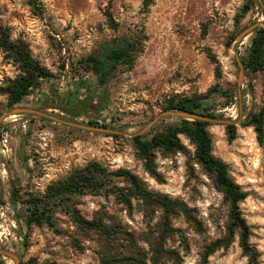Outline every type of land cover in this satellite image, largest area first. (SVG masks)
<instances>
[{"label": "rangeland", "instance_id": "1", "mask_svg": "<svg viewBox=\"0 0 264 264\" xmlns=\"http://www.w3.org/2000/svg\"><path fill=\"white\" fill-rule=\"evenodd\" d=\"M250 0H0V23L8 28L13 42H24L32 57L47 68L53 78L17 107L42 111L70 119L62 107L71 102L75 85L96 78L85 73L79 62L97 54L115 38L137 34L145 37L143 51L134 68L120 67L105 91L108 100L101 118L93 114L75 119L128 135L139 133L164 112L173 97L204 96L216 85L222 91L237 88L238 65L229 44L236 35L235 19ZM252 8L243 26L264 23V9ZM264 3V1H263ZM110 15L118 30L113 31ZM250 38L238 46L246 54ZM220 62L223 77L217 80L208 54ZM20 75L0 50V118L11 112L8 97L1 90L7 81ZM264 78L257 76L256 96L245 78L242 98L229 108L215 97L214 112L220 118L241 120V125L261 104ZM238 93V91H237ZM181 119L164 117L143 134L150 139L157 131L179 124ZM213 154L229 167L232 179L248 194L240 210L251 228V246L258 252L257 264H264V145L253 128L237 127V138L228 141L226 128L210 125ZM114 136V135H111ZM55 124L31 115L10 116L0 125V248L14 252L23 264H101L104 255L127 257L130 249L146 255L151 264L158 243L163 255L160 264H200L203 251L226 236L229 206L213 180L194 159V147L181 136L183 151L155 154L156 177L147 172L132 137H111ZM98 163L112 175V187L100 194L75 199L74 209L87 222L102 221L109 234L79 228L63 211L55 213V227H20L17 218L25 209H14L12 191L20 201L29 195H43L53 183L73 172ZM125 171L136 176L145 191L182 204L192 221L183 214L168 221L155 205L131 197L130 207L121 202L131 194L128 183L115 174ZM111 177V176H110ZM116 187V188H115ZM20 207V206H19ZM2 264H14L2 258ZM239 245V235L227 250L210 256L208 264H248Z\"/></svg>", "mask_w": 264, "mask_h": 264}, {"label": "trees", "instance_id": "2", "mask_svg": "<svg viewBox=\"0 0 264 264\" xmlns=\"http://www.w3.org/2000/svg\"><path fill=\"white\" fill-rule=\"evenodd\" d=\"M256 4L258 5L256 0H250L244 5L240 15L235 19L237 33L229 44H234L238 35L249 27L243 26L242 21L245 20ZM108 21L110 28L113 31H117L118 25L114 23L110 15H108ZM144 41L145 37L137 34L124 38H115L112 40V46L103 45L97 54L90 55L79 62L80 68L85 73H91L96 78V82L88 84L82 81L75 85V96L71 102L66 103L62 107V112L70 116V119L66 120L75 122L78 117L87 116L89 113L97 118L102 117L103 110L108 102L105 91L110 80L120 67H125L128 71L134 68L138 55L143 51ZM0 50L18 66L20 71V75L14 80L7 81L6 86L1 90L8 97V106L11 109H15L26 98L39 90L43 81L53 78V75L32 57L28 46L24 42L11 41L9 29L4 28L1 23ZM208 56L215 66L216 79L221 80L223 73L220 62L215 55L209 53ZM240 60L244 67L245 78L249 80L248 90L252 95L256 96L254 81L259 75L264 78V28L255 31L250 38L246 54L241 56ZM261 90L260 107L252 112L241 125L242 128L254 129L260 146L264 145V81ZM237 91V88H233L224 92L218 84L204 96H173L165 102L164 112L180 111L196 113L209 118H220L221 116L216 115L212 108L215 105V97L225 100L221 107L226 109L236 103L238 99ZM58 117L65 119L62 116ZM32 118L40 119L37 116H32ZM90 125L100 127L96 119H93ZM209 126L210 124L206 122L181 119L179 124L168 126L159 132L157 131L150 139L139 136L133 138L132 141L138 156L145 163L147 172L156 177L155 154L170 155L181 152L183 151V146L180 137L183 136L189 140L194 147L196 163L213 180L217 190L222 193L225 202L229 206V225L226 236L224 239L215 241L205 247L200 264H208L210 256L214 253L222 249L227 250L234 242L236 233L239 235V245L242 253L248 258V264H257L259 254L250 244L251 228L240 210V204L248 198V194L232 179L228 165L214 156L213 139L208 131ZM101 127L108 128L107 125H102ZM225 128L228 141L230 143L234 142L237 138V127L227 126ZM111 137L118 138V136ZM110 176L98 163H92L84 169L73 172L67 179L51 184L43 195H29L22 202L19 199V190L15 186L12 191V206L15 210L18 208L25 209V216L22 218L18 217L17 223L27 231L33 226L48 225L54 228L55 213L63 211L73 218L74 223L79 228L86 231L95 230L103 234H109L110 229L104 227L102 221L87 222L81 219L74 209V204L75 199L78 197L90 193L100 194L102 191L109 190L112 187V185H109L112 183V175L110 174ZM115 176L122 178L131 189V194H122L120 197L121 202L127 207H130V200L133 197L158 207L163 212L166 221L176 214H183L188 222L192 221L187 209L182 204L168 197L154 195L145 191L136 176L125 171H118ZM158 244L159 246L154 251L151 264H160L164 254L160 247L162 245ZM128 252L130 255L122 258L106 254L102 257L101 264H147L145 261L146 255H143L141 251L130 249ZM2 262L0 257V264Z\"/></svg>", "mask_w": 264, "mask_h": 264}, {"label": "water", "instance_id": "3", "mask_svg": "<svg viewBox=\"0 0 264 264\" xmlns=\"http://www.w3.org/2000/svg\"><path fill=\"white\" fill-rule=\"evenodd\" d=\"M258 1H259L260 5L262 6V8L264 9L263 0H258ZM260 28H264V23L257 22V23L252 24L251 26H249L242 33H240L235 40V45H237L236 49L238 48V46L243 45V43L246 41V39L251 38L254 35L255 31L260 29ZM236 49H234L233 51H234V54L236 56V62L238 65V78H237L238 98L241 99L242 98V87H243L244 80H245V71H244L243 64L240 60V57H239ZM20 115L37 116V117L49 120L55 124L63 125L65 127L71 128V129H78V130L85 131V132L103 133V134L114 135V136H130L132 138L142 136L143 134L152 130L158 124V122L164 117H176V118L188 120V121H202V122L209 123L210 125H219V126H223V127H227V126L240 127L241 126V120L232 121V120L223 119V118H209V117H206L204 115H199L196 113L169 111V112H165V113L160 114L153 121H151L145 127V129H143L139 133H136L133 135H128V134L123 133L121 131L109 129L106 127L84 125V124L76 123L74 121L62 119L56 115H49V114L44 113L42 111L24 109V108H20V107H16L11 112L3 114L2 117L0 118V125L8 117L20 116ZM0 184H1V180H0ZM0 257L3 259H9L14 264H22L21 258L17 254H15L12 251L6 250V249L0 248Z\"/></svg>", "mask_w": 264, "mask_h": 264}, {"label": "bare ground", "instance_id": "4", "mask_svg": "<svg viewBox=\"0 0 264 264\" xmlns=\"http://www.w3.org/2000/svg\"><path fill=\"white\" fill-rule=\"evenodd\" d=\"M248 39V38H247Z\"/></svg>", "mask_w": 264, "mask_h": 264}]
</instances>
